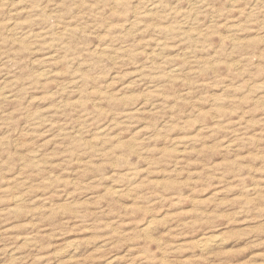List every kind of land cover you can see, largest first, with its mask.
I'll return each instance as SVG.
<instances>
[{
	"label": "rangeland",
	"instance_id": "1",
	"mask_svg": "<svg viewBox=\"0 0 264 264\" xmlns=\"http://www.w3.org/2000/svg\"><path fill=\"white\" fill-rule=\"evenodd\" d=\"M0 94V264H264V0H0Z\"/></svg>",
	"mask_w": 264,
	"mask_h": 264
},
{
	"label": "bare ground",
	"instance_id": "2",
	"mask_svg": "<svg viewBox=\"0 0 264 264\" xmlns=\"http://www.w3.org/2000/svg\"><path fill=\"white\" fill-rule=\"evenodd\" d=\"M196 4H197V2H196ZM149 9H150V8H149ZM154 11H155V10H154ZM176 70H177V69H176ZM176 70H175V71H176ZM174 73H175V72H174ZM0 95H3V94H0ZM5 97L8 98L6 95H5ZM9 99H10V98H9ZM19 198H22V197H19ZM15 200H16V199H15ZM18 200H19V199H18ZM18 200H17V201H18ZM17 203H18V202H17ZM210 241H211V240H210ZM206 243H207V242H206ZM201 245H202V244H201ZM210 245H211V244H210ZM207 246H208V243H207V244H204L202 248H203V249H204V248H207V249H208ZM15 258H16V257H15Z\"/></svg>",
	"mask_w": 264,
	"mask_h": 264
}]
</instances>
